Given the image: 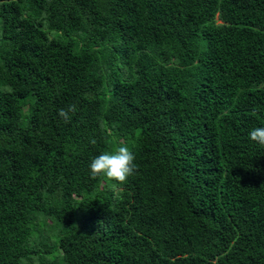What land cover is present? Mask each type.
Segmentation results:
<instances>
[{"label":"trees","instance_id":"16d2710c","mask_svg":"<svg viewBox=\"0 0 264 264\" xmlns=\"http://www.w3.org/2000/svg\"><path fill=\"white\" fill-rule=\"evenodd\" d=\"M261 126L264 0H0V264H264Z\"/></svg>","mask_w":264,"mask_h":264},{"label":"clouds","instance_id":"9594fccd","mask_svg":"<svg viewBox=\"0 0 264 264\" xmlns=\"http://www.w3.org/2000/svg\"><path fill=\"white\" fill-rule=\"evenodd\" d=\"M77 111V106L71 104L67 109H60L59 117L64 122L71 120V115ZM249 138L260 146H264V126L256 127L249 133ZM90 143L95 144L94 138ZM135 155L127 145L119 146L114 153H102L94 157L90 163V176L93 179L105 177L108 180H114L123 184L127 179L137 171V165L134 163Z\"/></svg>","mask_w":264,"mask_h":264}]
</instances>
